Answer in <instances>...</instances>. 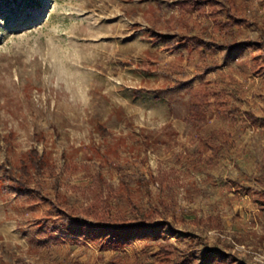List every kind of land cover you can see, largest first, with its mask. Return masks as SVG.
I'll list each match as a JSON object with an SVG mask.
<instances>
[{"label":"rangeland","instance_id":"1","mask_svg":"<svg viewBox=\"0 0 264 264\" xmlns=\"http://www.w3.org/2000/svg\"><path fill=\"white\" fill-rule=\"evenodd\" d=\"M185 1L0 0V264H264V53L247 45L264 0H237L226 31ZM182 35L224 47L205 60ZM134 204L154 223L96 224Z\"/></svg>","mask_w":264,"mask_h":264},{"label":"trees","instance_id":"2","mask_svg":"<svg viewBox=\"0 0 264 264\" xmlns=\"http://www.w3.org/2000/svg\"><path fill=\"white\" fill-rule=\"evenodd\" d=\"M210 1L211 0L185 1L179 4V11L182 12L185 10H190L197 12L199 16L200 15L207 16L209 19L213 21L214 28H218L220 29V31L241 29V22L244 21L241 18L243 12L242 9L239 8L240 4H237V0H226L231 4V6L227 7L220 5L221 8L219 9L218 8L215 9L213 5H210ZM180 38L183 44L190 46L194 51H196L199 55H201L202 58H205V60H208L209 57L216 52V49H221L222 47H224V46H218V44L213 40H211L210 42H206L203 38H201L198 35H194V36L182 35L180 36ZM247 43H248L247 45L250 46L258 45L260 50H262L264 53V42L257 44L252 42H247ZM230 47L233 48L235 46H230ZM220 93L221 92L218 91L216 88L213 89L206 88L199 96L198 105L200 107H203L204 105L210 103L211 100H213V104L215 105L217 112L218 113L222 112L223 104L221 101ZM206 145L209 151H211V155L206 159L205 165L209 170H213L218 165L219 159L223 156L222 148L213 142H207ZM0 169H4V165H1ZM6 173H8L7 175H9V179L17 184V189L19 190V192H24L25 190L29 189L28 187L29 183L27 182V180L23 179L24 177L14 179L11 178L10 176L11 174L10 170H6ZM23 176H28V172L24 171ZM30 190L35 191L34 189H30ZM134 205H135L134 208L135 210L133 211L131 216L127 218L116 219L113 221L109 217L107 218V216H102L100 214H97V216L95 217L96 224L104 228L112 227L114 229H122L126 231L132 228L148 226L154 223L153 215H150L149 212L145 211L143 208L136 206V204ZM61 211H65V213L69 215V212L67 210H62V208H60V212ZM71 220H72L71 217H69L68 219L65 218L66 222ZM18 264H24V263L19 262Z\"/></svg>","mask_w":264,"mask_h":264}]
</instances>
